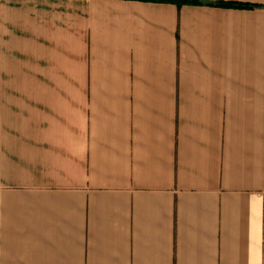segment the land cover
Instances as JSON below:
<instances>
[{"label": "crops", "instance_id": "crops-1", "mask_svg": "<svg viewBox=\"0 0 264 264\" xmlns=\"http://www.w3.org/2000/svg\"><path fill=\"white\" fill-rule=\"evenodd\" d=\"M0 264H264V0H0Z\"/></svg>", "mask_w": 264, "mask_h": 264}, {"label": "trees", "instance_id": "trees-1", "mask_svg": "<svg viewBox=\"0 0 264 264\" xmlns=\"http://www.w3.org/2000/svg\"><path fill=\"white\" fill-rule=\"evenodd\" d=\"M188 1H194V0H188ZM237 6H250L249 4H242V3H234Z\"/></svg>", "mask_w": 264, "mask_h": 264}]
</instances>
